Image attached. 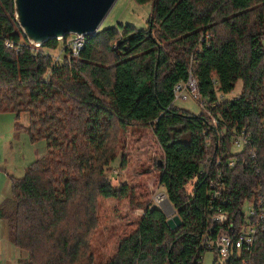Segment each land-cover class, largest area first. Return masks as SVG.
Listing matches in <instances>:
<instances>
[{
  "label": "trees",
  "instance_id": "trees-1",
  "mask_svg": "<svg viewBox=\"0 0 264 264\" xmlns=\"http://www.w3.org/2000/svg\"><path fill=\"white\" fill-rule=\"evenodd\" d=\"M132 1L151 5V35L121 24L104 28L84 37L71 62L64 46L57 64L43 51L59 41L29 45L13 0H0V113L17 120L27 114L30 142L47 145L22 178L10 179L11 218L0 212L24 264H94L89 241L99 225V199L130 192L108 178L116 129L151 128L163 156L158 184L181 225L172 231L164 213L148 205L135 231L98 264H201L211 251L203 246L211 217L224 213L237 230L244 204L249 209L264 187V0ZM190 77L208 113L173 105L174 88ZM238 83L240 93L225 100ZM240 134L248 143L232 154ZM218 173L220 200L211 195ZM254 238L250 252L232 250L224 264H264V232Z\"/></svg>",
  "mask_w": 264,
  "mask_h": 264
},
{
  "label": "rangeland",
  "instance_id": "rangeland-1",
  "mask_svg": "<svg viewBox=\"0 0 264 264\" xmlns=\"http://www.w3.org/2000/svg\"><path fill=\"white\" fill-rule=\"evenodd\" d=\"M150 12V4L138 6L132 0H116L98 30L118 27L121 24L148 31L147 20ZM71 42L70 38L63 43L59 41L56 49H46L43 53L49 55L54 63L61 64L64 46L69 49L72 46ZM65 57L67 61H70L77 55L73 56L70 53ZM240 88L241 84L238 83L233 93L225 96L224 99L232 100L240 93ZM201 102L203 103L202 100L199 102L193 99L187 102L177 100L173 105L197 116L201 112L208 113L206 106H200ZM28 122L27 114L22 113L17 120L10 112L0 113V209L2 208L0 212L8 219L12 215V209L7 206V202L12 200L11 177L22 178L26 167L47 152L45 141L30 142L27 132L23 129ZM216 122L213 118L212 124L216 125ZM111 146L116 150L117 160L111 164L108 178L113 187L118 188L125 184L130 188V192L123 199H99V225L96 235L89 241L94 264L104 263L114 255L118 239L135 231L136 224L143 215L144 207L148 205L157 207L167 218L176 215L169 202L162 204V207L156 204L158 195L165 196L164 189L158 184L159 171L157 168L158 163L162 164L163 156L151 128L135 126L125 131L116 129L114 135L111 136ZM239 150L232 146L231 153L235 154ZM122 159H125L126 166L120 170ZM186 190L190 192L191 185L186 187ZM243 210L245 213L249 211L248 204H244ZM1 221L0 264H24L25 259L18 260L19 251L12 244L8 232H5L4 227H7V224ZM214 259L215 254L212 251L206 252L201 264H212Z\"/></svg>",
  "mask_w": 264,
  "mask_h": 264
},
{
  "label": "water",
  "instance_id": "water-1",
  "mask_svg": "<svg viewBox=\"0 0 264 264\" xmlns=\"http://www.w3.org/2000/svg\"><path fill=\"white\" fill-rule=\"evenodd\" d=\"M116 0H13L14 18L29 45L41 47L48 40L61 41L67 36H90L98 28ZM148 34L151 35L150 29ZM161 166V162L158 163ZM166 217V216H165ZM175 231L181 220L167 218Z\"/></svg>",
  "mask_w": 264,
  "mask_h": 264
},
{
  "label": "built area",
  "instance_id": "built-area-1",
  "mask_svg": "<svg viewBox=\"0 0 264 264\" xmlns=\"http://www.w3.org/2000/svg\"><path fill=\"white\" fill-rule=\"evenodd\" d=\"M71 47L70 53L73 56L79 54L83 48L84 37L82 36H71L70 37ZM5 46L9 49H12V44L5 42ZM173 95L176 102L177 100L187 102L191 99L199 101V94L197 89V84L193 78H189L186 83L177 84L174 88ZM203 107V103L200 104ZM214 122V121H213ZM215 123V122H214ZM217 123V122H216ZM244 134L235 136L232 146L240 149V152L248 143L247 139L244 138ZM220 161L217 162L219 164ZM228 167L233 166V162L229 161L227 164ZM218 177L215 179L217 183L211 182V186L216 188L211 195L220 200V193L223 190V187L220 183L221 174H217ZM259 191L256 193V198L252 199L250 202L249 211L245 213V220L241 226L235 230V226L228 220V216L224 213L213 215L210 219L212 227L209 230V233L203 237L204 243L203 246L207 250H213L215 253L216 264H224L225 261L232 254V250H236L237 253H248L251 251L254 244V236L257 231L264 232V187L261 189V185L258 187ZM166 196V195H165ZM163 194L156 197V204L162 207V204H166L168 198L166 199ZM218 228L216 231L215 237H213V231L215 228Z\"/></svg>",
  "mask_w": 264,
  "mask_h": 264
},
{
  "label": "crops",
  "instance_id": "crops-1",
  "mask_svg": "<svg viewBox=\"0 0 264 264\" xmlns=\"http://www.w3.org/2000/svg\"><path fill=\"white\" fill-rule=\"evenodd\" d=\"M0 220H2V221H4L2 218H0ZM1 221V222H2ZM5 222V224H7L6 223V221H4ZM4 229H5V232H7V227H4ZM9 234V233H8ZM13 244V243H12ZM17 248V247H16ZM17 250L19 251V253H18V257H19V261H20V259H25L26 258V255L25 254H23L18 248H17ZM18 261V262H19Z\"/></svg>",
  "mask_w": 264,
  "mask_h": 264
}]
</instances>
